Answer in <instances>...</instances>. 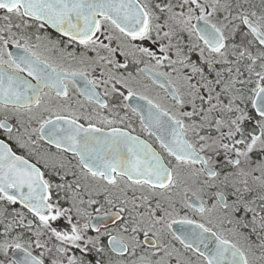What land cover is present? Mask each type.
Returning <instances> with one entry per match:
<instances>
[{"label":"snow or ice","instance_id":"obj_1","mask_svg":"<svg viewBox=\"0 0 264 264\" xmlns=\"http://www.w3.org/2000/svg\"><path fill=\"white\" fill-rule=\"evenodd\" d=\"M0 264H264V0H0Z\"/></svg>","mask_w":264,"mask_h":264}]
</instances>
